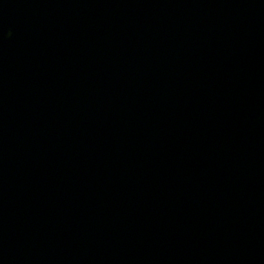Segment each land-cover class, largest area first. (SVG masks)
<instances>
[{
  "label": "water",
  "instance_id": "obj_1",
  "mask_svg": "<svg viewBox=\"0 0 264 264\" xmlns=\"http://www.w3.org/2000/svg\"><path fill=\"white\" fill-rule=\"evenodd\" d=\"M0 264H264V0H0Z\"/></svg>",
  "mask_w": 264,
  "mask_h": 264
}]
</instances>
